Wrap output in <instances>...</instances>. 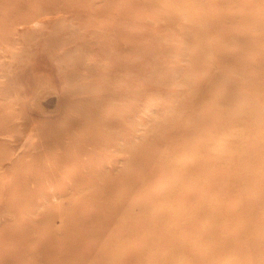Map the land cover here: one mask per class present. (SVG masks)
<instances>
[{
  "label": "rangeland",
  "instance_id": "1",
  "mask_svg": "<svg viewBox=\"0 0 264 264\" xmlns=\"http://www.w3.org/2000/svg\"><path fill=\"white\" fill-rule=\"evenodd\" d=\"M0 264H264V0H0Z\"/></svg>",
  "mask_w": 264,
  "mask_h": 264
},
{
  "label": "bare ground",
  "instance_id": "2",
  "mask_svg": "<svg viewBox=\"0 0 264 264\" xmlns=\"http://www.w3.org/2000/svg\"><path fill=\"white\" fill-rule=\"evenodd\" d=\"M167 3H168V2H167ZM167 3H166V1H165V4H167ZM9 15H11V14H9ZM22 30H23V28H22Z\"/></svg>",
  "mask_w": 264,
  "mask_h": 264
}]
</instances>
